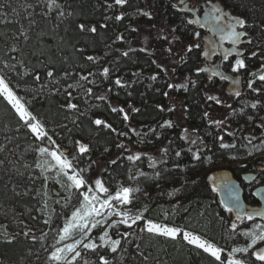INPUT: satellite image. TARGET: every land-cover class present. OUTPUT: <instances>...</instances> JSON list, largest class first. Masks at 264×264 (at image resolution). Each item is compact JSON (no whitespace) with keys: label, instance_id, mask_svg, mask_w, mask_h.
Wrapping results in <instances>:
<instances>
[{"label":"trees","instance_id":"trees-1","mask_svg":"<svg viewBox=\"0 0 264 264\" xmlns=\"http://www.w3.org/2000/svg\"><path fill=\"white\" fill-rule=\"evenodd\" d=\"M199 1L200 5L205 6L206 0ZM58 2L66 12H74L72 16H66L63 22L56 18L57 13L49 14L46 8L43 11L42 7L35 6V0H0V13H7L5 19L13 21L12 23L0 24V60H8L9 63H14L16 60L24 59L28 62L29 69L34 68L35 72L39 73L41 77L39 81H34L31 76H25L26 83H20L19 88L28 90L27 96L31 110L38 115L39 119H43L47 126H49L48 121H63L64 118L68 119V117L75 118V123L70 120L67 122V126L60 128L61 132L56 136V140L62 146L70 142L73 144V148L75 141L82 140L88 145L92 144L93 149H90V153L87 155H89L90 160L97 161L98 165L92 167L89 175L93 177L102 175L103 179L113 186L117 185L116 182L127 181L129 169L137 161L133 164L126 159L130 153L127 148L116 147L117 144L121 143L119 133L122 132L127 133L132 143L140 145L144 167L155 169V171L161 170L163 167H185L201 163L204 165L203 162L206 157L239 149L235 135L226 134L223 143L235 145V147L221 148V142L217 139L219 135H222L221 128H217L216 125L210 123L209 118L205 119L203 116L206 112L204 105L205 85L210 83L207 74L201 85L194 91L191 90V86L187 90L183 88L169 89L167 88V84L171 83L169 72H160L156 64L152 63V60H156L157 63L162 64L158 59L157 52L156 54H149L139 51L142 32L144 30L150 31L152 25H156L154 28L156 37L158 36V29L165 24L176 27L177 34H181L185 41L191 42L192 32L193 30L197 31L198 27L182 23L186 17L189 18L190 12L179 10L182 7L179 0H129L128 5H125L123 9L118 6L107 8L105 0H58ZM25 3L34 5V8L28 9V12L32 13L35 24L28 32L29 39L27 41H24L23 38L16 40L13 39V35L18 34L20 26L23 25L25 29L29 27L28 19L25 17L22 8ZM173 4H176L177 7L174 8ZM227 5L229 7L226 10L230 11L232 15H238L247 20L248 37L253 43L260 42L261 44L258 48H252V51L257 53L255 56L256 63H264V0H227ZM148 7L156 10L157 17H154L153 23L147 21V17L137 15V9L148 11ZM121 11L125 12L123 21L118 22L111 18L120 14ZM80 23L88 26L95 25L97 32L81 33L78 29ZM102 25L107 26L103 27ZM131 28H137L138 31L133 32ZM121 34H123L124 40L117 41L116 37ZM11 46L17 47L20 52L9 51ZM129 47L137 49V51L130 53L129 57H121L120 53ZM87 56L95 57L97 62L88 61ZM179 56H184L187 63H192L191 70L194 73H196L195 68L203 63V59L194 54L191 55L193 56L192 59L184 52L183 54L180 53ZM187 63L175 62L174 68L179 76L186 75L182 69ZM104 67H110L108 78L101 75L94 76V78L99 79L101 86L91 88L89 85V87L86 86L84 89L75 92L71 101L78 105V111L70 112L66 107H63L68 103L65 92L59 90L60 93L51 95L52 92L56 91L55 81H60L61 84H59L65 86L79 79L80 75H87L89 72L99 73ZM49 69L54 73L52 78L47 76ZM22 71L24 70L22 69ZM65 72L72 75L65 77ZM133 73L139 75L134 76ZM156 73H159L158 78L155 81L151 80V76ZM117 77L122 78V82L129 84L130 87L116 86L114 81ZM13 84H16L15 79ZM86 88L92 89L91 96L86 95ZM260 88H264V86ZM165 91L168 93L175 91L176 97L184 99V105L188 109L186 119L183 115L184 108L181 111L176 109L174 112H161L156 108L157 104L163 105L165 109L171 106L169 105V95L168 97L163 95ZM21 92L23 91L18 90V93ZM116 93L125 97L124 100L117 98ZM226 95L229 98L230 94L227 91ZM101 96L106 97V99L97 98ZM254 98L255 94L253 95ZM262 99H264V92L261 93ZM122 103L125 106L132 104L139 109V112H132L129 121L123 120L122 113L111 111L112 107L120 108L119 104ZM92 104L104 106L109 117L90 110ZM82 107L89 108L86 110L88 112L82 113L79 109ZM176 108L179 109V105H176ZM261 115L264 116V110H262ZM168 118H171L177 126L168 129L157 138V134L160 132L157 125ZM91 119L104 120L112 125L115 132L94 125ZM17 127L15 114L10 107L6 106L5 102L0 100V145L5 146V151L0 152V159L11 161L12 165H15L12 167V165L6 164L0 167V224H13L12 226H16L15 232L20 230L17 227L20 220L26 223L33 221L31 216H28V209H30L28 200L34 197V193L29 196H16L12 191L14 186L20 192L33 187L27 179L30 171L20 168V172L24 173V178L16 174V167H19L17 161H22L19 159V154L26 151L24 148L25 140L29 143L28 136L22 132L25 129L18 132L16 131ZM184 127L190 130L196 129V133L202 138L203 143L190 145L181 140L180 136ZM152 128H156V133L150 131ZM262 129L256 127L254 134L261 135ZM169 141L172 143L169 144ZM163 147L169 148L167 156H162L160 149ZM189 147L192 148V152H195L197 148L200 149L199 160L193 158L192 152L188 151ZM105 148H108L109 151L106 152ZM177 151L181 152L179 157L175 156ZM149 157L157 161L155 168L149 167ZM89 159L83 160L84 163L88 164ZM113 159L117 161L114 165L109 163ZM161 159L164 161L163 163L160 162ZM100 164H103L104 167L102 172ZM10 167L12 168L11 171L8 170ZM244 168L248 169V165ZM241 182L244 186L247 184L244 178ZM202 187L207 191L198 192ZM209 188L207 184L203 183L188 190L184 195V200H193L192 218L195 219L196 224L207 229L206 234L212 239L211 234H217L214 227L217 228L218 224L212 212L203 207L200 199L201 196L210 194ZM252 197L258 200L254 194ZM215 198L222 212L227 213L221 206L220 197L216 195ZM247 198L248 195L245 192V199ZM186 219L187 216L184 215L182 221L185 222ZM46 227L42 226V229L46 231ZM36 228L38 229L36 235L39 236L41 226H36ZM136 236L129 243L128 250L123 254L124 264H209L203 254H197L189 246L164 243L161 240L159 242L150 240V244L144 241L142 236ZM130 238L131 236L128 240ZM219 241L221 243V240ZM39 245V243L33 245L28 238L23 236L18 237L17 241L11 245L0 243V264H38L37 257L40 258L44 253L43 248L40 250Z\"/></svg>","mask_w":264,"mask_h":264},{"label":"snow or ice","instance_id":"snow-or-ice-1","mask_svg":"<svg viewBox=\"0 0 264 264\" xmlns=\"http://www.w3.org/2000/svg\"><path fill=\"white\" fill-rule=\"evenodd\" d=\"M40 0H37L35 6H39ZM129 0H105L107 8L123 9L125 5H128ZM181 7L180 11H187L193 13L192 18H185L182 23L185 25H198L200 28H207L212 36L202 39L199 31L193 30L191 35V42L185 43L184 39L177 35V28L172 27L170 30L164 28L158 29L159 39L166 42L168 47L164 49L168 53L169 57H176L182 63H187L184 56H179L178 52H173V45L179 44L180 51L185 54L196 55L202 58L204 61H208L212 56L217 54V49L223 48V43L228 41L232 47L223 49L222 59L228 61L229 57L233 54L236 59L229 64V68L233 73H240L242 69L247 67L244 53L238 49V46L244 42L242 38L248 37L247 20L238 15H232L230 11L226 10L227 0H206L208 10L204 12L203 18L195 15L198 11L197 8L187 7L186 0H179ZM174 8L176 4L172 5ZM44 7L47 9V13L56 11V18L63 22L66 16H72L74 12L64 10V7L58 3V0H44ZM25 13V17L28 19V29H25L23 25L18 29V34L13 35V39L19 40L23 38L24 41L29 39L28 32L35 24V20L32 19V13L28 12V9L34 8L32 3H25L22 5ZM15 12V9H13ZM19 15V13H16ZM137 15L147 17L149 20L153 18V13L143 9H137ZM7 13H0V24L12 23L5 19ZM115 21H123L125 19V12L121 11L120 14L115 15ZM109 19V17H106ZM16 23H19L16 21ZM106 27L107 25H102ZM153 28L156 25H152ZM78 29L81 33H96L97 28L95 25L88 26L84 23L78 25ZM131 31H138L137 28H131ZM117 41H123V34L116 37ZM147 40V38H146ZM246 43L252 44V40L249 38ZM214 46V47H213ZM207 49V50H205ZM200 50V51H197ZM9 51L19 53L20 50L11 46ZM137 51V49L129 47L127 50L120 53L121 57H129L130 53ZM140 52L149 53L151 51L148 47L139 49ZM254 57L257 55L255 51L251 53ZM11 59V57H9ZM86 59L90 62L96 63V58L93 56H87ZM153 64H156L160 72L167 73L168 67L164 64L157 63L156 60H152ZM261 67H264L262 65ZM22 69L24 71H22ZM171 71H175L172 68ZM197 75L200 73H211L212 77H218L222 81H230L233 85H238L239 80L232 76L226 75L224 71L220 70V65L212 66H197L195 68ZM65 77H70L72 74L65 72ZM96 75H101L108 78L110 75V68L104 67L99 73L89 72L87 75H80L79 79L75 83H70L65 89L66 96L68 97V103L63 106L70 111H78V105L72 103V89L75 91L78 87H83L82 82L88 84L95 83L94 80L89 79ZM134 76L139 74L133 73ZM159 73L153 74L151 80L155 81L158 78ZM25 76H31L34 81L41 79L39 73L35 72V69L28 68V62L24 59L16 60L14 63H9L8 60H0V100L5 102L6 106L10 107L11 111L15 114L17 121L16 131L25 129L27 134L33 137L31 151L34 153V164L29 165L22 161H17L19 167H16V174L24 178V173L20 172V168L39 169V174L36 176L28 175L27 179L33 185L32 188L26 189L24 192L17 191L16 187L12 188L13 193L16 196H29L34 193L35 199L39 207L37 212L43 215H47L48 219L43 220V224L48 227L49 231L39 229L40 235L37 236V228L29 225L23 220H20L17 227L20 229L17 232H11L7 225H0V243L11 245L17 241L18 237L23 236L28 238L33 245L39 243L46 254L44 264H124V253L126 249L124 242L128 240L133 234L140 235L141 233L147 234L149 237L164 238L166 240L177 241L178 239L184 242L186 245L194 249L197 254H203L204 258L209 261V264H264V223H255L257 218L264 221V205L255 208H246L240 202V197L235 190V187L231 185L229 181H222L225 187L229 190V200L224 202V209L229 214H234L228 225L227 240H235L237 236H243L247 242L244 246H234L230 249L219 245L213 240L207 237V234H201L199 232L186 230L174 223L166 222L169 214L163 213V219L159 217L157 219L149 218L146 213L150 210L147 206H141L135 210L132 205L137 200V193L143 191L139 186V180L141 177L147 178V174L143 171L133 172L129 169L127 175V183H119L113 186L111 183L105 181L103 176L89 175L92 167L98 165L97 161L90 160L88 164L81 167L83 160L87 154L90 153V147L81 141H75V147L71 152L67 148H62L53 140L52 136L46 128V123L38 118L37 114H34L30 108V101L24 99L18 94L20 83H26ZM47 76L52 78L54 73L51 69L47 71ZM252 79L247 82V88L255 94V98L245 107H250L256 110L258 106L261 110H264V104L261 102V93L264 92V88L254 87L257 79L261 84H264V73L252 74ZM16 80V84H13V80ZM118 87H130L129 84L122 82V78L117 77L114 81ZM196 86V82L191 80L190 77L185 78V82L182 84H167L169 89L187 90ZM111 91V89H109ZM86 95H92V89H85ZM165 97H168L169 93L165 91L163 93ZM240 91L235 92V96L239 97ZM35 96V93H33ZM98 99H106V97H97ZM206 99L214 101L216 104H222L221 99L215 95H207ZM132 112H139L138 108H134L129 105ZM231 108V105H227ZM156 108L163 112H174L176 110L175 104L171 105L167 109L163 105L157 104ZM243 108L241 112H243ZM111 111L114 113H122L123 120L129 119L128 113L124 108L112 107ZM187 107L183 110L184 118H187ZM235 112V109H233ZM205 119L209 118V113L206 111L203 114ZM252 117L249 116V120ZM75 123V121H73ZM92 123L98 127H103L115 132L111 124L106 123L102 119H95ZM211 124L220 128L224 125L223 120H211ZM177 125L172 120H165L158 124L157 127L161 130L171 129ZM261 126H264V120H261ZM135 131V129H132ZM153 133H156V128L150 129ZM197 130L192 129L191 132L187 127H184L180 136L181 140H184L190 145H197L198 141L202 144V138L196 136L192 138L193 133ZM119 135H127V133H119ZM227 135L233 136V132H228ZM159 138V134H157ZM217 139L221 142V148L235 147V145H229L223 143L224 136L219 135ZM249 144H252V140L255 137H245ZM169 144L172 141L168 142ZM261 144H264V139L261 140ZM117 148H125V145L119 143ZM254 147H257L254 145ZM5 151V146L0 145V152ZM105 151H109L105 148ZM162 156H167L169 152L168 147L160 149ZM189 152H192V148L189 147ZM200 149L197 148L195 152H192L193 158L200 159ZM146 155V154H145ZM180 151L175 152V156L179 157ZM251 155V153H249ZM126 159L133 164L141 159V154H129ZM149 167L155 168L157 161L152 157H149ZM164 161L161 159L160 161ZM110 164H116L115 159L109 161ZM12 165L11 161L0 159V167L5 165ZM15 167V165H12ZM9 171L12 170L10 167ZM106 170V169H105ZM47 173H53L52 176ZM159 176V172L156 173ZM43 177L41 187L35 188V181ZM54 179L61 189L68 193L61 199H57L54 203L60 206V211L55 212V209H50L48 201L52 198L47 188V181ZM209 180H215L214 177H209ZM7 187V185H5ZM213 191H217V188L213 186ZM179 191V189H176ZM147 196V193H144ZM174 193H169L173 195ZM255 195V193H254ZM74 201V202H73ZM55 216V222L52 217ZM33 221L37 220L36 216H31ZM223 219V218H221ZM245 221L253 222L250 228H245L238 232L240 224H244ZM121 227L126 229L121 231ZM51 233V243H46ZM139 248V245H137ZM39 259V257H37ZM147 259V257H145Z\"/></svg>","mask_w":264,"mask_h":264},{"label":"rangeland","instance_id":"rangeland-1","mask_svg":"<svg viewBox=\"0 0 264 264\" xmlns=\"http://www.w3.org/2000/svg\"><path fill=\"white\" fill-rule=\"evenodd\" d=\"M189 2V7L196 8L204 5H200L199 0H186V3ZM37 3V0H35V5ZM59 3V2H58ZM206 3V2H205ZM203 3V4H205ZM207 4H205L206 6ZM39 6L43 8V11L45 10L44 7V0H40ZM182 6V5H181ZM184 7V6H182ZM208 9V7L206 8ZM148 11L153 13V18L149 20L147 18V21H153L154 17L156 16V10L151 9L148 7ZM56 11H53L51 14H55ZM47 14V13H46ZM193 16L189 13V18H192ZM155 21V20H154ZM153 21V22H154ZM152 22V23H153ZM162 28L165 30H170L172 26H167L165 24L162 25ZM154 28L151 26L150 31L144 30L142 33V39H141V45L140 47H148L152 54L158 55L159 61L168 67L169 69V75H170V81L173 84H182L185 82L186 77H190L191 80L196 82L195 87H191V90L197 89L201 82L205 79V75L207 73H200L197 75L191 70L192 63H187L186 66L183 67L182 71H184V76L181 77L178 75L176 69L175 71H171L172 68H174V64L176 61H179L178 56L176 57H169L168 53L163 51L161 53H158L165 48L168 47L167 43L160 40L159 36L156 37ZM177 34V33H176ZM180 35L181 34H177ZM147 38V40H146ZM250 38V37H249ZM251 39V38H250ZM248 38H243V47L242 50H245V52H248V49L250 47H256L258 48L261 44L260 42H252L251 45L248 46V43L246 41ZM185 41V40H184ZM189 41H185V43H188ZM190 43V42H189ZM241 49V48H239ZM173 52L177 53L178 55L180 53L183 54V51H180V45L175 44L173 45ZM253 52V51H252ZM193 56L190 58L192 59ZM180 62V61H179ZM201 66H205V61L203 60V63ZM110 68V67H109ZM116 74V72H114ZM204 78V79H203ZM78 80V79H77ZM91 80H94L95 83L88 84L86 82L83 83V87H78L75 91L72 89H68V91H72V97L74 96L75 92L77 90H82L86 86L89 87V85L92 87H98L101 86V83L98 78L92 77ZM207 85H205V110L209 113V120H223L225 121L224 125L221 128L222 135H227L228 132H233L235 137L238 140L239 143V149L238 150H229L224 151V153H217L211 157H206L205 161L202 164H194L191 166H185V167H163L161 170L155 169H146L143 164V159L136 162V164L131 168L133 172L136 171H143L147 174V178L141 177L139 180V186L143 189L142 192L137 193V200L132 205V208L135 210L136 208H139L141 206H147L149 208V212L146 213V215L149 216V218L157 219L158 217L160 219H163V213L167 212L169 214L168 220L166 222L174 223L175 225L185 228L186 230L199 232L201 234L207 233L204 227L201 225H198L195 223V219L192 218L191 212L194 210V207H192V201H185L184 195L188 190L194 189L198 187L199 185L205 183L210 188V194L201 196V201L203 204V207L210 210L216 219V223L218 224L217 228L214 227L215 231H217V234H211L212 239L214 242L218 243L219 240H221V243L219 241V244L226 249H230L234 246H244L247 242L246 238L243 236H237L236 239L233 240H227L225 237L227 236L228 232V225L232 219H234V214L223 213L221 210L220 205L218 202H216L215 196L219 195L220 187L219 185H223L222 181H232V180H240L242 181L245 176H251L253 177L250 179L247 177V179H250L249 182L244 186L243 182L241 184L243 185L246 194L248 195V198L246 199V206L247 208H255L262 206L259 200L253 199V194L257 192L259 188L264 187V144H261V140L264 139V126H261V120H264V116L262 114V110L260 107H258L256 110L251 109L250 107H245V105L249 104L253 99L248 98V91L246 90L244 93V96H235L236 89H231V87L226 85H218L214 79L209 80ZM56 84V91L52 92L51 95H54L56 93H60V91L65 92V89L67 88V85H60L61 82L55 81ZM60 83V84H59ZM73 84L75 83L72 82ZM70 84V83H69ZM18 90H22L23 92L18 93L20 96H22L24 99L29 100L27 93L28 90L25 88H19ZM60 90V91H59ZM226 91L230 94L229 98L226 95ZM207 95H215L218 96L222 104H216L214 101H209L206 99ZM117 98H120L122 101L125 97L122 95H119L116 93ZM175 91L169 92V105H179V109L176 108L178 111H181L182 108H185L184 105V99L176 97ZM73 99V98H72ZM72 102V101H71ZM262 103H264V99L261 100ZM73 103V102H72ZM132 107L135 108L132 104H129ZM128 106H125L123 103L119 104V107L124 108V110L128 113L129 119L131 118V108ZM227 105H231V108L227 107ZM90 110L95 111L96 113H102L104 115H107L106 109L104 106H101L99 104H92L90 106ZM138 108V107H136ZM244 109L243 112H241V109ZM82 113L88 112L86 110H89V108L85 109L84 107L79 108ZM233 109H235V112H233ZM73 112V111H70ZM123 115V114H122ZM108 116V115H107ZM249 116L252 117L251 120H249ZM109 117V116H108ZM72 120L75 121L74 117H68V119L64 118L63 121L57 120V121H48V125H46L47 131L49 132V135L52 136L53 140L56 141L58 145V141L56 140V136H58L61 132L60 128L67 126V122ZM92 120V119H91ZM95 120V119H94ZM167 120H172L171 118H168ZM42 121H44L42 119ZM66 121V123H65ZM93 121V120H92ZM45 122V121H44ZM256 127L262 129L261 135H255L254 132L256 130ZM23 130V129H22ZM168 129L161 130L159 132V135H161L163 132L167 131ZM190 130V129H189ZM22 132H25V134L28 136L29 143L25 140V146L26 151L23 154H19V159L22 160L23 163L32 165L34 164V153L31 151L32 148V142L33 137L27 134V131L24 130ZM191 132V130H190ZM123 133V132H122ZM196 136H199L196 132L193 133L192 138H195ZM245 137H255V139L252 140V144L248 143V140L245 139ZM121 143L125 145V149L129 150V154H141L140 151V145L136 143H132L130 141V137L128 135H121L120 136ZM259 139V140H258ZM81 142L84 143V141L81 140ZM200 141H198L197 144H199ZM86 144V143H85ZM257 146V147H254ZM62 148H67L69 152L73 149V144H70V142L66 143L65 146L60 145ZM90 149L92 148V144H89ZM251 153V155H249ZM85 159H89V155L85 156ZM87 164L83 163L81 164V167L86 166ZM248 165V169H245L244 167ZM100 170L102 172L103 170V164H100ZM27 171H30V175L36 176L39 174V169L36 168H29L25 169ZM149 170V171H148ZM91 172V171H90ZM159 172V176L156 175V173ZM90 174V173H89ZM47 175L52 176L53 173H47ZM209 177H214L215 180H209ZM43 177L40 179H37L35 181L34 187L40 188L42 183ZM207 181V182H205ZM117 184L122 182H116ZM123 183H127V181H123ZM33 186V185H32ZM215 186L217 188V191H213L212 188ZM47 188L51 194V199L48 201L49 208L55 209V212L60 211V206L56 203H54L55 200L61 199L63 196L67 195L68 193L64 192L60 185L55 182L54 179H49L47 181ZM176 189H179V191H176ZM205 188L202 187L198 190L200 193H204L207 190H204ZM144 193H147V196H145ZM169 193H174L173 195H169ZM34 196V195H33ZM30 209H28V216H36L37 220L32 221L31 223L28 222L29 225L36 227V226H45L43 224V220L48 218L47 215L41 216L39 212L36 211V209L39 207L37 204V199L28 200ZM74 202V201H73ZM222 204V203H221ZM223 206V205H221ZM224 207V206H223ZM186 215L187 219L185 222L182 221L183 216ZM191 215V216H190ZM223 218V219H221ZM55 216L52 217V220L54 222ZM1 222V221H0ZM12 222V221H11ZM194 222V223H193ZM189 223V224H188ZM255 223H264V221L257 220ZM185 224V225H183ZM253 222L251 221H245L244 224H240L238 228V232L244 230L245 228H250L252 226ZM0 225H7V223ZM13 224L8 223V228L11 232H15L14 229L16 226H12ZM213 228V227H212ZM123 227H121V231H125ZM49 231L48 227H46V232ZM41 234V233H40ZM39 234V235H40ZM136 235L133 234L131 238L124 242V247L126 251L128 250L129 243L133 241V238ZM142 236L144 241H147V243L151 244L150 240L154 241H163L164 243H172V244H183L186 245L184 242L180 241L179 239L177 241H171L166 240L164 238H156V237H149L147 234L141 233L138 235V237ZM210 236V237H211ZM137 237V236H136ZM209 238V235H207ZM210 239V238H209ZM51 243V233H49L48 240L46 241ZM188 246V245H186ZM190 247V246H189ZM40 250L42 249L41 244L39 245ZM39 250V251H40ZM194 250V249H193ZM38 251V252H39ZM43 252V251H42ZM46 254L45 252L40 256V258L37 260L38 264H44L45 262Z\"/></svg>","mask_w":264,"mask_h":264},{"label":"flooded vegetation","instance_id":"flooded-vegetation-1","mask_svg":"<svg viewBox=\"0 0 264 264\" xmlns=\"http://www.w3.org/2000/svg\"><path fill=\"white\" fill-rule=\"evenodd\" d=\"M208 6H202V7H196L198 9V11L195 13L196 16L203 18V14L205 11H207L208 9H206ZM201 8V9H200ZM203 8V10H202ZM193 15V13H191ZM198 27V30L201 33V37L202 39H205L212 36V33H210L208 31L207 28H200L198 25H196ZM213 39H216V37L212 36ZM249 39V37H246ZM243 40V38H242ZM251 44H248V46ZM243 42L238 46L239 50H242L243 47ZM214 47V46H213ZM232 47V45L228 42L225 41L223 43V48L222 49H217V54L212 56L208 61H205V66H212V65H220V70L224 71L226 75L232 76L235 79L239 80V84L238 85H233L231 84L230 81H222L220 80L218 77H212L211 79H209V77L211 76V73H207V78L209 80L214 79V81H216V83H218V85H226L231 87V89H236L237 91H240L241 95L240 96H244V92L247 90L248 92V98L253 99V95L254 93L251 92L248 88H247V82L252 79V74L255 73L257 70H259L262 65H264L263 62L261 63H256L257 59L255 58V56L253 57L251 55L252 53V47L250 49H248V52L246 53L245 50H242L244 53L243 58L245 59V63L247 65V67L245 69H242L240 73H233L231 72L230 68H229V64L234 62V59H236L237 57H235V55L233 54L232 56L229 57L228 61H224L222 59V54H223V49L226 48H230ZM207 50V49H205ZM264 84H261L259 82V80L257 79L256 84L254 85V87H263Z\"/></svg>","mask_w":264,"mask_h":264},{"label":"water","instance_id":"water-1","mask_svg":"<svg viewBox=\"0 0 264 264\" xmlns=\"http://www.w3.org/2000/svg\"><path fill=\"white\" fill-rule=\"evenodd\" d=\"M189 5H190L189 2H187L186 6L189 7ZM260 73H264V67L260 68L259 70H257L253 74H257V76H258ZM247 177L251 179L253 177V175H251V176L249 175V176L244 177V179L247 182H249L250 179H247ZM230 183H231V185H233L235 187V190L240 197L241 204H243L247 208L246 199H245V189H244L243 185L241 184V181L235 179V180L230 181ZM219 187H220V192H219L220 200H221L222 205L224 206V202H227L229 200V190L227 187H225L223 185H219ZM255 196L260 201L261 205H264V187L259 188L257 190Z\"/></svg>","mask_w":264,"mask_h":264}]
</instances>
